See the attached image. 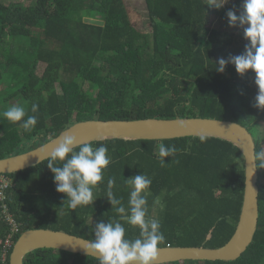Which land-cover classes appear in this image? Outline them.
<instances>
[{"label": "trees", "instance_id": "obj_1", "mask_svg": "<svg viewBox=\"0 0 264 264\" xmlns=\"http://www.w3.org/2000/svg\"><path fill=\"white\" fill-rule=\"evenodd\" d=\"M150 32L132 22L125 0H0V113L25 107L38 122L25 132L21 122L0 115V159L22 154L56 137L72 124L89 120L214 118L246 127L256 142L260 172V219L254 242L235 262L183 261L169 264H264V158L259 124L264 108L255 106L258 86L220 58L243 53L231 48L234 33L215 24L228 23L241 0L209 7L207 0H144ZM233 27V26H231ZM238 41V40H237ZM242 43L247 44L245 40ZM152 42L151 50L147 48ZM239 42V41H238ZM43 67V69H41ZM253 85V86H252ZM252 86V87H251ZM38 112L32 113V104ZM174 145L166 166L158 159L159 144ZM111 163L94 189L93 204L72 210L66 194L56 190L48 161L10 174L0 193V264H11L13 246L22 233L42 228L93 240L97 221L116 220L135 239L139 228L127 223L108 201L107 181L127 209L131 186L125 180L145 174L148 216L158 219L165 242L159 247L221 248L236 232L244 198L245 171L241 152L215 138L172 140H107ZM78 150V148H77ZM59 166V165H58ZM65 200V201H64ZM11 215L19 230L7 221ZM11 236V237H10ZM12 246L5 257V244ZM26 264H98L89 256L53 249L30 254Z\"/></svg>", "mask_w": 264, "mask_h": 264}, {"label": "clouds", "instance_id": "obj_2", "mask_svg": "<svg viewBox=\"0 0 264 264\" xmlns=\"http://www.w3.org/2000/svg\"><path fill=\"white\" fill-rule=\"evenodd\" d=\"M226 3L228 0H207L209 7L214 6L217 9ZM226 16L230 26L239 25L243 28L244 37L249 43L245 44V50L240 55L231 56L228 60L220 58L216 70L224 72L228 63L234 64L240 74L252 70L255 73V84L258 86L255 106L264 108V0H243L239 15L233 10H228ZM38 107V104L33 103L31 112L37 113ZM0 115L13 123L21 122L20 126L25 132H31L38 122L36 115H28L25 107L20 105L10 106ZM201 140H204L203 136ZM158 147L159 163L164 167L168 163L165 157H172L177 149L174 145L166 146L163 143ZM108 153L106 145L101 144L94 148L89 142L78 144L76 137L70 134H64L58 146L51 152L47 167L54 174L56 190L66 194L65 200L70 209L92 205L97 199L93 189L104 180V172L111 163ZM258 155L264 158V151ZM125 182L131 186L127 209L112 191L115 185L114 177L107 181L106 197L122 219L139 228V236L129 239L122 223L116 220H100L93 227L94 239L84 248L89 255L95 257L98 264H156L159 245L165 242V236L161 231L160 221L148 216L147 191L152 181L140 173ZM7 250L8 248L5 249V257L9 253Z\"/></svg>", "mask_w": 264, "mask_h": 264}, {"label": "water", "instance_id": "obj_3", "mask_svg": "<svg viewBox=\"0 0 264 264\" xmlns=\"http://www.w3.org/2000/svg\"><path fill=\"white\" fill-rule=\"evenodd\" d=\"M64 134L76 137V142L95 143L107 140H172L179 138H215L231 143L239 149L245 171L243 205L236 232L221 248L159 247L156 264L183 261H224L240 259L254 242L260 219L259 179L256 142L252 133L237 122L214 118H176L142 120H89L64 129L54 138L22 154H11L0 159V175L15 174L49 160ZM91 240L64 231L35 228L21 234L15 243L11 264H26L27 257L40 249H53L93 257L84 246Z\"/></svg>", "mask_w": 264, "mask_h": 264}, {"label": "rangeland", "instance_id": "obj_4", "mask_svg": "<svg viewBox=\"0 0 264 264\" xmlns=\"http://www.w3.org/2000/svg\"><path fill=\"white\" fill-rule=\"evenodd\" d=\"M2 1L5 2L6 4H10L12 2H14V3H18L19 2V0H2ZM232 1L235 2L237 0H232ZM241 1H242L241 8L237 9L238 13H240V11L242 9L243 0H241ZM125 3H126V6L130 10V16L132 18V22L136 26H140V27H145L146 26V29L148 30V32H146V33H149L150 30H151V28L149 27L150 26V17H149V14H148V10H147L145 1L144 0H125ZM215 27L220 32H229L231 34L234 33V36L236 37V40L234 41L233 46L229 47L234 52L239 53L240 51L243 52L245 50V44L240 41V40H242V41L246 40L245 37H244V32H243V28L242 27H240L239 25L231 27L230 25H227V23H225L224 21H221V20L216 22ZM147 47H148L147 49L150 51L151 47H152V42H150ZM41 69H43V67H41ZM244 74L246 76H248L249 78L253 79V77L251 76V72L247 71ZM258 130L260 131V134H261L260 135V140H261L262 148H263V151H264V121L259 124ZM263 175H264V162H263ZM7 242H9V240L6 241V244H5L6 248H8ZM8 251H9V248H8L7 252Z\"/></svg>", "mask_w": 264, "mask_h": 264}, {"label": "built area", "instance_id": "obj_5", "mask_svg": "<svg viewBox=\"0 0 264 264\" xmlns=\"http://www.w3.org/2000/svg\"><path fill=\"white\" fill-rule=\"evenodd\" d=\"M0 178H1L0 179V184H1L2 189L8 188V186L10 184L9 183L10 180L8 179V177L1 176ZM0 198H1L2 201L5 200V194L3 192L0 193ZM6 215H7L6 217H7V220L9 222V224L13 226V232H17L19 230V228H18V225H17L15 219L11 215H9L8 213H6ZM10 237L8 239L9 242H7L8 248L11 247V238Z\"/></svg>", "mask_w": 264, "mask_h": 264}]
</instances>
